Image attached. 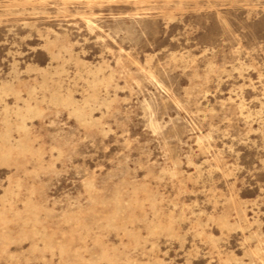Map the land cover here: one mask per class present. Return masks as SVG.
Here are the masks:
<instances>
[{"label":"rangeland","instance_id":"obj_1","mask_svg":"<svg viewBox=\"0 0 264 264\" xmlns=\"http://www.w3.org/2000/svg\"><path fill=\"white\" fill-rule=\"evenodd\" d=\"M0 264H264V0H0Z\"/></svg>","mask_w":264,"mask_h":264}]
</instances>
